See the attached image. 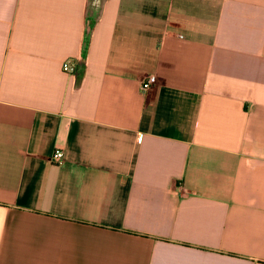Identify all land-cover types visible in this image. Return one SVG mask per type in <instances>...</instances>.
<instances>
[{
  "label": "crops",
  "instance_id": "1",
  "mask_svg": "<svg viewBox=\"0 0 264 264\" xmlns=\"http://www.w3.org/2000/svg\"><path fill=\"white\" fill-rule=\"evenodd\" d=\"M97 2L0 0V264H264V0Z\"/></svg>",
  "mask_w": 264,
  "mask_h": 264
},
{
  "label": "built area",
  "instance_id": "2",
  "mask_svg": "<svg viewBox=\"0 0 264 264\" xmlns=\"http://www.w3.org/2000/svg\"><path fill=\"white\" fill-rule=\"evenodd\" d=\"M167 34L174 35L175 33L172 31H168ZM78 64L74 62L71 58H68L63 63V69L66 72L75 73L77 70ZM158 81V78L155 74L148 75L143 81H142V90L148 91L150 90ZM64 159V152L62 149L58 148L55 150L53 154V161L55 163H62Z\"/></svg>",
  "mask_w": 264,
  "mask_h": 264
},
{
  "label": "rangeland",
  "instance_id": "3",
  "mask_svg": "<svg viewBox=\"0 0 264 264\" xmlns=\"http://www.w3.org/2000/svg\"><path fill=\"white\" fill-rule=\"evenodd\" d=\"M97 1H99V0H90V6L93 7V9H91V12H92V10H94V13H96L95 8H97L96 6L99 4V2H97Z\"/></svg>",
  "mask_w": 264,
  "mask_h": 264
}]
</instances>
